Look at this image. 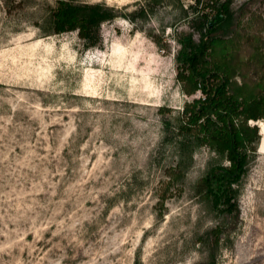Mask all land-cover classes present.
<instances>
[{
  "label": "rangeland",
  "instance_id": "374dc122",
  "mask_svg": "<svg viewBox=\"0 0 264 264\" xmlns=\"http://www.w3.org/2000/svg\"><path fill=\"white\" fill-rule=\"evenodd\" d=\"M59 1L0 0V264H264V155L216 203L199 181L228 160L178 132L180 39L213 4L70 0L116 8L93 43L54 32ZM232 11L222 34L264 27V0Z\"/></svg>",
  "mask_w": 264,
  "mask_h": 264
},
{
  "label": "trees",
  "instance_id": "16d2710c",
  "mask_svg": "<svg viewBox=\"0 0 264 264\" xmlns=\"http://www.w3.org/2000/svg\"><path fill=\"white\" fill-rule=\"evenodd\" d=\"M195 2L202 8L211 2L215 12L212 18L218 12L225 17L209 27L211 14L205 13L198 29L200 41L196 42L193 34H184L180 39L176 76L182 91L195 97L183 107L178 132L228 160V165L214 167L199 181L201 196L218 203L223 197H232L233 185L240 183L249 162L258 156V124L264 120V27L251 30L242 24L224 35L221 28L233 15L234 0ZM116 16V8L105 2L80 4L70 0H60L52 13L55 33L78 30L81 38L93 43L101 40V24ZM166 176L158 200L160 214L174 196L172 185L179 187L177 183L184 173L169 167ZM220 231V227L213 230L215 239Z\"/></svg>",
  "mask_w": 264,
  "mask_h": 264
},
{
  "label": "water",
  "instance_id": "95a60500",
  "mask_svg": "<svg viewBox=\"0 0 264 264\" xmlns=\"http://www.w3.org/2000/svg\"><path fill=\"white\" fill-rule=\"evenodd\" d=\"M224 17H225L224 13L222 12L216 13L215 17L210 20L209 27H213L215 23L223 21Z\"/></svg>",
  "mask_w": 264,
  "mask_h": 264
},
{
  "label": "crops",
  "instance_id": "0c3cea01",
  "mask_svg": "<svg viewBox=\"0 0 264 264\" xmlns=\"http://www.w3.org/2000/svg\"><path fill=\"white\" fill-rule=\"evenodd\" d=\"M255 123H257V122H255ZM259 125V127H260V133H261V140H260V142H259V144H258V149L260 148V146H261V144H262V142L264 141V131H263V128L261 127V125L260 124H258ZM258 153L260 154V155H264V151H258Z\"/></svg>",
  "mask_w": 264,
  "mask_h": 264
},
{
  "label": "bare ground",
  "instance_id": "6f19581e",
  "mask_svg": "<svg viewBox=\"0 0 264 264\" xmlns=\"http://www.w3.org/2000/svg\"><path fill=\"white\" fill-rule=\"evenodd\" d=\"M261 124V127L263 128V131H264V122H261L260 123ZM259 151L261 150V151H264V141L262 142V144H261V146H260V148L258 149Z\"/></svg>",
  "mask_w": 264,
  "mask_h": 264
}]
</instances>
